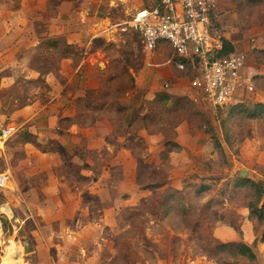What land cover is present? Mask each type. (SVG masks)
<instances>
[{
	"label": "rangeland",
	"instance_id": "374dc122",
	"mask_svg": "<svg viewBox=\"0 0 264 264\" xmlns=\"http://www.w3.org/2000/svg\"><path fill=\"white\" fill-rule=\"evenodd\" d=\"M144 1L146 7L155 2ZM129 2L118 3L116 15L123 17L119 9L129 7ZM217 5L222 6L224 17L220 23L215 11V29L222 34L220 26H224L235 42L232 52L245 55L242 74L253 91L214 107L192 85L196 72L175 68L170 49L162 58L156 57L155 49L139 51L140 60H132V67L138 69L134 76L122 79L123 74H118V79L101 80L97 87L99 105L106 108L101 118L112 117L105 137L110 150L88 144L67 148L52 139L35 141L33 148L50 151L53 173L66 185L49 201L44 200V193H16L18 170L10 171L7 185L0 187V215L7 220L4 225L0 220V264H38L39 257L31 251L36 237L47 234H52L58 246L64 244L62 238L70 241L64 250L69 256L59 257V264L243 262L216 249L219 243L231 241L251 246L258 262L264 264V243H254L263 225L252 223L248 208L254 201V188L248 182L239 183L248 179L264 188V115L249 118L231 111L238 103L248 108L264 103V0H217ZM135 35L133 39L139 41ZM166 46L161 45L160 51ZM13 69L6 72L13 73ZM127 70L126 65L113 64L110 71ZM17 85L21 88L12 82L5 85L2 93L5 98L15 94L18 104L35 99L39 90L49 87L40 80H21ZM37 86L39 93L34 92ZM109 89L117 93L109 96ZM94 98L83 97L88 104ZM7 100L12 108V98ZM88 138L81 141L89 143ZM24 152L17 149L15 156ZM2 160L0 171L5 168ZM239 170L246 173L241 176ZM30 181L38 184L36 177ZM89 185L107 189L89 193ZM9 191L21 195L17 205L14 201L5 204L4 192ZM70 197L82 199L77 224L63 215ZM75 229L81 239L73 238ZM49 252L54 255L55 248Z\"/></svg>",
	"mask_w": 264,
	"mask_h": 264
},
{
	"label": "crops",
	"instance_id": "0c3cea01",
	"mask_svg": "<svg viewBox=\"0 0 264 264\" xmlns=\"http://www.w3.org/2000/svg\"><path fill=\"white\" fill-rule=\"evenodd\" d=\"M120 4L125 5L126 0ZM118 7L119 4L110 5L106 0H0V128L4 123L17 127L6 141L0 158L5 167L2 171L9 177L10 171L18 170L15 173L19 179L12 181L16 182V193H44L47 194L44 200L49 201L54 194L66 189L61 176L53 173L50 151L33 148L35 141L52 139L67 148L88 144L92 148L98 147V150L101 146L110 150L111 143L105 137L112 128V117L108 114L101 118L100 112L106 108L99 105L97 97L101 92L97 87L101 80L118 79V74H123L122 79L132 76L134 71H138L132 67V60H140L139 51L142 52L140 39H133L134 32H115L111 25L128 20L145 4L144 0H130L129 7L119 9L123 17L116 15ZM221 8L217 5L215 10L219 14V22L224 17L220 14ZM214 19L216 21L215 16ZM220 27L222 35L235 43L225 32L226 28ZM104 43L112 45L106 47L110 44ZM163 44L167 46L160 51ZM169 49V58H172L171 47L167 43H159L155 48L156 57L162 58ZM113 64L126 65L127 73L111 72ZM105 67L108 69L104 72L102 69ZM7 69H13V73L6 72ZM21 80H40L48 83L49 87L42 90H39L40 86L35 87L34 92L41 94L24 104L16 103L15 94L5 98L2 93L5 85L12 82L15 88L20 89L21 85L17 84ZM108 91L109 96L117 93L114 89ZM84 96L96 98L88 104ZM8 98L14 102L12 108H9ZM84 136H89V143L81 141ZM15 140L17 143L13 145ZM17 149H24L23 156H15ZM80 172L84 175L85 170L81 168ZM30 177L38 178V184H33ZM95 187L89 185V193L100 194L107 189ZM4 195L7 197L5 204L14 201L13 205H17L16 201L21 198L11 191L4 192ZM81 203V197H70L63 215L75 219L77 224L81 219L77 214L82 210ZM73 232V238L81 239L76 229ZM51 239L52 234L36 237L37 244L31 252L39 257L38 264H59V257L69 256L64 250L70 241L66 243L62 238L64 244L58 246ZM42 240L49 244H42ZM51 247L55 248L54 255L49 252ZM68 264L75 262L69 261Z\"/></svg>",
	"mask_w": 264,
	"mask_h": 264
},
{
	"label": "built area",
	"instance_id": "2783aa9c",
	"mask_svg": "<svg viewBox=\"0 0 264 264\" xmlns=\"http://www.w3.org/2000/svg\"><path fill=\"white\" fill-rule=\"evenodd\" d=\"M115 5L124 0H106ZM176 1V3H174ZM217 0H160L154 7H143L128 20L111 25L122 33L138 35L143 52L153 51L161 42L173 52L177 70H188L190 61L196 76L192 85L201 98L214 107L223 106L232 97L253 91L250 80L242 74L243 53L230 52L216 57L223 48V35L213 27ZM17 131L15 125L0 128V155L6 141ZM9 175L0 171V187H5Z\"/></svg>",
	"mask_w": 264,
	"mask_h": 264
},
{
	"label": "trees",
	"instance_id": "16d2710c",
	"mask_svg": "<svg viewBox=\"0 0 264 264\" xmlns=\"http://www.w3.org/2000/svg\"><path fill=\"white\" fill-rule=\"evenodd\" d=\"M144 4H145V1H144ZM158 4H160V0H155L154 4L148 7L151 8V7L157 6ZM213 20H214L213 27H217L216 26L217 23L214 17H213ZM232 51H234V43H232L231 41H229L223 36V48L221 51L217 52L216 57L224 56ZM186 62L188 63V68H187L188 70L184 72H188L192 68L190 61L187 60ZM231 111L232 112L234 111L235 113L243 114L249 118H259L264 115V103L257 102L251 108H248L243 103H238V104H235V106H233V109ZM247 182L250 184V186L254 188V201L248 204L251 221L253 224L255 220L263 225L261 237L260 239H258L257 236H255L254 243L256 242L264 243V188L260 183L253 182L248 179L239 180V183L241 184H246ZM261 200H263V202H262V205L259 206L258 204H259V201ZM0 220L3 225L7 223V220L3 214L0 215ZM253 229H254V225H253ZM216 249H218L220 252H225L232 256L241 257L244 259V261L240 263L239 262H236V263L222 262V264H260L258 262V256L256 252L252 249L251 246H249L248 244L242 241L241 242L239 241L221 242L217 245Z\"/></svg>",
	"mask_w": 264,
	"mask_h": 264
},
{
	"label": "water",
	"instance_id": "95a60500",
	"mask_svg": "<svg viewBox=\"0 0 264 264\" xmlns=\"http://www.w3.org/2000/svg\"><path fill=\"white\" fill-rule=\"evenodd\" d=\"M238 173H239V175L243 176L246 172L243 170H239Z\"/></svg>",
	"mask_w": 264,
	"mask_h": 264
}]
</instances>
